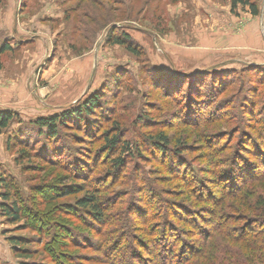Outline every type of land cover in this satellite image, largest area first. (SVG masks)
I'll return each instance as SVG.
<instances>
[{
  "label": "rangeland",
  "instance_id": "obj_1",
  "mask_svg": "<svg viewBox=\"0 0 264 264\" xmlns=\"http://www.w3.org/2000/svg\"><path fill=\"white\" fill-rule=\"evenodd\" d=\"M78 1L0 0V113L14 114L9 127L0 132V182L1 178L12 181V192L24 196L40 182H51L61 172H53L48 179L52 168L34 156L42 147L53 151L58 145L56 157L60 153L61 162L71 164L76 157L91 185L106 188V198L118 195L122 202L110 203L105 225L77 232L83 244L54 248L73 255L80 264H145L144 256L139 263L140 257L134 254L141 240L150 241L143 230L158 228L161 217L155 221L150 217L161 201L181 204L192 212L204 210V205L188 201L182 182L168 174L162 154L144 138L166 136L169 149L183 151L186 168L208 180V172L232 153L238 140L231 133L236 124L227 119L238 118L247 136L262 126L253 125L255 119L262 122L264 118V0H252L259 8L257 15L240 5L231 11L230 0H140L133 5L118 0L125 5L114 7L127 12L120 21L109 23L103 11L97 13V0L83 1L81 7ZM112 25L116 34L129 35L139 55L107 43ZM178 87H190L189 95L199 101L193 105L196 115L202 114L203 120L221 114L216 106L211 109L213 116L205 114L209 104L225 106L221 111L228 114L188 126L185 98ZM93 97L97 102L92 120L70 116L69 126L52 142L30 126L40 118L74 114ZM115 128L130 150H135L136 143L148 152L142 159L127 158L123 172L113 174L111 180L106 172L115 155L102 148L100 135L114 136ZM220 148L223 151L217 152ZM217 153L220 156L215 157ZM3 192L0 185V204ZM80 196L61 202L73 205ZM142 198L149 212L147 221L137 216L141 212L136 205ZM208 213L203 212L207 219ZM173 221L177 229L186 231L188 247L202 246L200 237H188L189 229ZM23 225V221L9 222L0 211V264H53L49 248L30 259L13 249L11 237L23 238L24 249L44 246L36 244L37 235ZM117 240L123 246L117 247Z\"/></svg>",
  "mask_w": 264,
  "mask_h": 264
},
{
  "label": "trees",
  "instance_id": "obj_2",
  "mask_svg": "<svg viewBox=\"0 0 264 264\" xmlns=\"http://www.w3.org/2000/svg\"><path fill=\"white\" fill-rule=\"evenodd\" d=\"M83 1L86 0L78 1V7H81ZM139 1L127 0L126 5L137 4ZM116 4L125 5L124 1L122 3L118 0H97V13L103 11L108 16L107 23L120 21L127 10L115 8ZM239 5L247 7L252 15L259 13L258 6L252 0H230L231 11ZM116 31L117 28L113 26L107 33L106 41L109 45L122 46L135 56L141 53L128 34L124 32L116 34ZM189 89L190 87L186 90L178 87V92L182 93L181 97L185 98L184 103L187 110L184 112V121L188 126L204 125L226 117L228 113L221 111L226 107H219L218 104L207 105L205 114L213 116L211 109L216 106L221 112L219 116L203 120L202 114L196 115L193 105H198L199 101L192 99ZM96 102V97H93L81 107V110H75L74 114L65 112L40 118L32 122L30 126L37 129L39 137H46L52 142L59 137L62 129L69 126L67 120L70 116L76 115L75 119L79 121L81 117L92 120L91 117L94 115L92 111ZM235 114L240 115L237 112ZM13 119L14 114L10 112L0 113V132L7 129ZM227 120L236 124V129L231 130V133L236 135L238 140L232 147V153L223 156V160L219 162L216 169L208 172L210 176L208 180L196 176L191 169L186 168L188 163L181 157L183 151L179 148L169 149L166 136L144 138L146 143L151 144L158 153L162 154L163 163L170 168L167 171L168 174H173L178 181L182 182L187 190L185 196L189 199L188 201L204 205L202 208L204 210L192 212L186 210L181 204L162 200L158 209L156 207L150 217L151 221H155L157 216L161 217L158 221V228L146 227L143 233L150 236V241L141 240L136 247L134 255L140 257L139 263L141 257L144 256L142 260H145V264H264V118L262 122L254 120V127L256 124L262 126L258 129L254 128L253 134L248 136L240 128L241 121L238 118H234L233 121ZM249 124L252 125V123ZM114 131H116L114 136L104 134L103 137V133L100 135L102 148L112 156L115 155L109 162L110 167L106 172L111 180L113 174L123 172L128 162L127 158L142 159V155L148 152L145 146L140 147L141 145L138 146L136 143L134 144L135 150H130L129 143L122 140L120 130L115 128ZM244 141L245 144L241 145ZM57 147L59 146L53 148V151L42 147L41 152L37 151L34 158L52 168V172L47 173L48 179L57 170L61 174L52 177L51 182H40V186H33L29 195L24 196L22 193L12 192L14 183L1 178L0 185L4 192L1 194L0 211L9 222L23 221V226L37 235L34 237L35 243L44 244L42 250H28L20 246L26 243L23 238H9L10 243L14 245L13 249L17 250L21 257L30 259L37 256L39 251L47 253L49 248L53 264H66L65 260L69 264H80L73 255L57 251L54 245L62 244V246L75 248L83 244L81 243L82 236L77 232L95 229L98 224L105 225L107 216H104V213L110 209L112 204L122 202V200H119L118 195H114V198L113 196L106 198L105 195L108 193L106 188L101 189L91 185L86 174L83 173L82 162L77 161L76 157L71 161L72 165L61 162L60 153L56 157L59 151ZM223 148L216 151L221 152ZM217 156L220 155L217 153L215 157ZM114 183L116 181H113L111 185ZM148 191L153 192L154 190ZM78 194L81 196L76 198L73 205L61 202L65 197ZM148 205H151V202H148ZM136 206H138V212H141L137 216H140L141 220H146L149 214L146 208L147 203L142 198ZM204 211L209 212L208 215L211 216L209 219L203 214ZM165 213L168 217L170 215L172 217L168 218ZM173 220H176V224L184 225L189 229L187 230L188 237L191 235L200 237L202 246L198 249L188 247L184 240L186 231L184 228L177 229ZM114 244L117 247L123 246L119 241ZM125 244L132 243L125 242ZM124 248H127V245H124ZM163 248H166L165 254H163ZM21 264L29 263L22 262Z\"/></svg>",
  "mask_w": 264,
  "mask_h": 264
}]
</instances>
